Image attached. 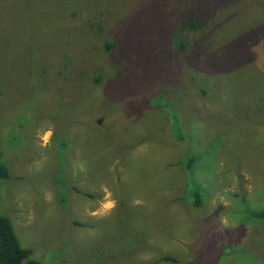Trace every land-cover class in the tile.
<instances>
[{
	"label": "rangeland",
	"instance_id": "374dc122",
	"mask_svg": "<svg viewBox=\"0 0 264 264\" xmlns=\"http://www.w3.org/2000/svg\"><path fill=\"white\" fill-rule=\"evenodd\" d=\"M0 152L43 264H264V0H0Z\"/></svg>",
	"mask_w": 264,
	"mask_h": 264
},
{
	"label": "trees",
	"instance_id": "16d2710c",
	"mask_svg": "<svg viewBox=\"0 0 264 264\" xmlns=\"http://www.w3.org/2000/svg\"><path fill=\"white\" fill-rule=\"evenodd\" d=\"M185 27L190 29L203 28L204 24L196 21L186 23ZM113 44L108 43L107 48L111 49ZM96 81H100L98 76ZM177 137H181V131L178 130V126L175 127ZM195 157H190L186 162V168L190 171L195 163ZM10 179V172L2 159V153L0 152V180L7 181ZM201 191L195 187L191 195L192 202L196 208H202L204 206V199L201 195ZM249 215L255 219H264V210L257 212H249ZM162 260L169 262H176L172 257H164ZM0 264H43L33 257V250L23 247L20 239L17 235L16 229L12 220L0 214Z\"/></svg>",
	"mask_w": 264,
	"mask_h": 264
},
{
	"label": "clouds",
	"instance_id": "9594fccd",
	"mask_svg": "<svg viewBox=\"0 0 264 264\" xmlns=\"http://www.w3.org/2000/svg\"><path fill=\"white\" fill-rule=\"evenodd\" d=\"M48 135H51V133L49 132ZM45 139H47V136L45 137Z\"/></svg>",
	"mask_w": 264,
	"mask_h": 264
}]
</instances>
